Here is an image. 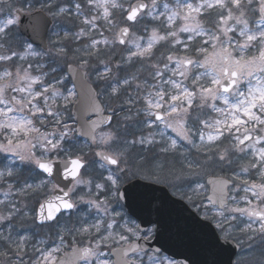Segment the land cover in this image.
<instances>
[{"label":"snow or ice","instance_id":"1","mask_svg":"<svg viewBox=\"0 0 264 264\" xmlns=\"http://www.w3.org/2000/svg\"><path fill=\"white\" fill-rule=\"evenodd\" d=\"M87 3L97 14L83 18L82 22L88 29L81 28L75 34L77 39L96 29L97 20H102L109 31L116 28L114 21L117 12L126 23V26L118 28L114 39H92L88 47L91 50L89 55L99 56L98 45L108 46L110 55L115 52L116 44L124 46L115 63L111 59L101 61L104 67L102 72L97 73V80L104 82L105 88L102 90L110 89L108 94L120 102L121 111L127 112L123 119L129 123L124 135L131 139L121 140L119 129L103 138L101 143L107 146V150L95 152V156L104 161L99 167H115L109 168L106 176H101L103 183H95V199L86 200L80 196L79 202L105 214L111 211L114 217L123 219L121 212L116 211L115 207L110 210L108 206L114 204L122 209V201L132 197L138 188L144 189L141 195L150 203L155 202V186L165 185L173 189L172 194L176 195L180 185L206 165L221 162V166L233 164L230 158L232 149L251 157L243 171L254 169L251 175L255 179L251 182L244 180L242 190L250 193L253 199H249L248 195L243 196L241 199L246 202L245 206L231 207L228 209L230 215L224 216V193L231 181L220 180L218 191L221 195L208 197L213 205L219 200L221 211L218 215L223 219L216 220V227L224 234L222 238L225 241L235 239L225 225L246 216L250 222L239 231L248 240L258 238L264 244V0H174L172 5L168 2L161 4L158 0H151L150 3L144 0H135L134 3L132 0H87ZM74 7L75 15L79 17L81 4L76 3ZM160 8L163 10L160 11ZM47 9L54 17L72 14L66 7L53 10L51 0H48ZM0 14L6 17L0 21V62H14L17 57L24 60L29 55L38 56L39 53L33 51V43L25 41L23 54L11 47L15 39L14 30L19 28L21 18L31 13L26 12L23 6L16 7L12 0H5L0 4ZM145 17L159 22L151 29L146 40L143 36H136L134 31L140 27L148 31L147 25L142 24ZM181 33L188 34L186 39L181 37ZM64 35L67 38L69 34ZM100 35L103 36V33ZM53 47L56 55L67 56L66 45L57 42ZM125 52L126 55L123 54ZM87 64L88 61L84 60L80 67ZM32 67V64L27 67L17 65L14 72L7 67L0 71V137H3L0 140V153L10 158L0 169V183H7L8 188L3 193L5 199L0 200V206H4L7 212L6 215L0 213V224L7 221L9 227L6 236L0 232V240H5L14 250L18 264H23L19 257L27 237L20 236L18 240L11 237V222L25 215L15 203H6L14 188L15 193L21 196L38 193L51 181H28L42 174L53 177L54 170L63 180H69L71 187L65 190L59 183L55 184L53 190L58 189L61 194L40 203L33 218L40 224L56 221L62 212L74 210L77 203L71 194L77 187H88L87 195H93L92 180L84 178L90 161L75 145L65 147V141L72 131L69 125L63 124L64 130L59 134L41 132L40 127L36 126L37 121L41 125L45 123V114L56 125L62 121L59 110L54 111L48 103L51 85H44L41 76L31 75ZM55 71L52 68V72ZM147 77H151L155 83L149 84ZM37 84L41 85L39 90L33 87ZM133 86L136 90L134 97L129 93ZM56 95L53 92L51 97L54 99ZM74 95L72 90H68V96L64 99L68 101ZM218 101L221 103L218 104ZM138 103L143 106L137 107ZM205 108L222 118L205 119ZM112 111L116 115V109ZM141 114L150 119L138 120ZM133 125L149 129H159L163 125V130L144 135L140 128L137 135L131 130ZM167 129L176 133L177 138L166 137ZM197 135L198 140H195L193 137ZM180 141L186 143L181 144ZM225 141L231 142L229 147L220 150V145ZM93 143H96L95 138ZM37 148L40 149L39 154L35 151ZM192 149H195V156ZM49 154L63 156L64 159H52ZM17 160L29 166L27 176L23 170L14 167ZM198 187L203 188L204 185ZM101 194L103 200L99 199ZM186 198L191 200V197ZM232 199L235 200V197ZM115 223L113 219L106 225L107 229H112ZM257 224L258 227H254ZM91 227L97 233L101 231L99 222ZM134 227L135 231L132 228L128 231L133 232L137 239L148 241L154 235V230L144 231L140 235L139 225ZM78 231L88 233L89 228L83 227ZM111 235V232L107 236L101 235L96 248ZM60 239L63 242V236ZM120 239L127 240V237L121 235ZM240 242L237 239V243ZM59 250L57 247L47 251L40 261H33V264H54V253ZM80 253L82 259L96 255L91 247L80 249ZM0 256L7 257L8 253L0 252ZM150 259L156 264L155 258ZM159 264L176 262L165 258Z\"/></svg>","mask_w":264,"mask_h":264},{"label":"rangeland","instance_id":"2","mask_svg":"<svg viewBox=\"0 0 264 264\" xmlns=\"http://www.w3.org/2000/svg\"><path fill=\"white\" fill-rule=\"evenodd\" d=\"M132 2H135V0H132ZM148 2L150 3L151 0H148ZM158 2L161 4L163 2H168L170 5L174 4V0H158ZM47 3L48 0H23L21 2L17 1L14 4L16 5V7L23 6L26 11L43 8L53 17L54 25L51 28L48 38L49 49L45 51L42 49L40 50L37 46H34L33 51L39 53L38 56L29 55L26 56L24 60H20L17 57L14 58V62H0V71H3L4 68L7 67L14 72L17 65L27 67L28 64H32L33 67L30 69L31 75L41 76L44 85H51L48 92V95L50 97L48 103L49 105H51L54 111L59 110V118L61 119L62 123L60 125H56L55 121L51 117H47L45 114V123L41 125L39 121H37L36 126L40 127L41 132H56L57 134H59L64 130L63 124L66 123L69 125L72 131L69 133L68 140L65 141V147H68L69 145H75V148L80 149L90 161L88 172L84 174V178L92 180L93 184L91 186V189L93 195H87V193L89 192L88 187H77L75 192L72 193L73 200L77 203V207L73 211L62 214L59 220L55 223L49 225H38L33 219L36 215L37 205L47 198L48 194L53 191V187L55 184H53L51 179L44 174L36 176L34 177V179H30L28 181L29 183H39L40 180L43 179H48L51 181V183L43 187L38 193H29L23 196L17 195L15 193V188L13 189V192L9 195L6 203H15L16 206L25 213V215L20 216L19 218L14 219L11 222V237L13 240H18L20 236L27 237L24 250L19 257V259L23 260V264H33V261H40L44 253L57 247H59L60 250L58 252H55L54 255L56 257V260H58L57 258L61 256L63 252L71 249V245L82 243L94 246L96 249V255L82 261L81 264H103V262L105 261L107 262V264H113V258L112 256H110L109 249H111L114 244H125V242H128L133 235V232L128 231V229L132 228L133 231H135L134 226L139 224H137V222L130 217L129 213H127L125 205L122 209L116 207L114 204L108 206L110 210L115 207L116 211L121 212V215L123 216V219H121V217L119 216L114 217L111 211H109L108 214H105L103 211L98 212L95 207L79 202V197L84 196L86 200L95 199V183H103L101 176H106L108 174V169L114 168L111 166H106V168L103 169L99 167V165L103 162L98 161L97 156H95V152L107 150V146L101 143L103 138L106 137L108 133L116 132L117 129H119V138L121 140L131 139L130 136L124 135V129L129 123L123 119L124 116L127 115V112L120 110V102L115 101L108 94L110 93V89L102 90L105 88L104 82L97 80V73L102 72L104 67L101 61L103 60L107 62L109 59H111L113 63H115L119 60L121 49H123L124 46L116 44L114 46L115 52L110 55V49L108 46L102 44L98 45V48L100 49L99 56L89 55V52L91 50L88 47L92 39L101 40L104 37H107L109 40L114 39L115 33L118 31V28L126 26V23L122 20L121 15L117 12L114 21L117 25L116 28L109 31L102 20H97L96 29L92 30L89 35L77 39L75 34L78 33L81 28H84L86 31L88 29V26L82 22L83 18L85 16L91 18L92 16L97 14L91 8V6L88 5L87 0H51L53 10H58V7H66L69 8L72 13L62 14L55 17L51 14V12L48 11ZM76 3L81 4V15L79 17L75 15L76 9L74 5ZM30 5L31 7H29ZM125 6H127V3H125ZM159 10L162 11L163 9L160 8ZM5 19V15L0 14V21H3ZM158 23V21H152L150 18L145 17L142 24L147 25L148 31H143L142 27L134 29V31L136 32V36H143L146 40L147 36L151 32V29L154 26H157ZM177 23H179V21ZM65 33L69 34L67 38H65ZM100 33H103V36H101ZM14 35L15 39L11 42L12 50L23 54L26 48V40L22 38L23 36H21L20 34L19 36H17V32L15 30ZM187 35L188 34L186 33H181L182 38L186 39ZM57 42L59 44L67 46V56L56 55V49L53 47V44ZM141 42L143 43L144 41ZM209 50L211 51V49ZM123 54L126 55V52ZM84 60H87L88 64L86 67H83V69L87 70V76L89 80H91V82L95 86H98L99 95L101 96L105 107H107V109H116L115 122L111 126H109V128L101 130L98 133V148L96 146H93L89 141H83L76 137L75 122L71 115L72 105L77 99V93L75 87H73L70 76H68L67 65L70 63L81 65ZM52 68H55L56 71L52 72ZM198 71H203V69H199ZM145 76H147V73H145ZM147 78L149 84L155 83V81H153L151 77ZM57 81H60V83H57ZM33 87L35 90H39L41 85L37 84ZM68 90H72L75 95L69 97V100L66 101L64 97L68 96ZM53 92L57 93L54 99L51 97V94ZM129 93L133 97L136 95L134 86L133 88L129 89ZM12 94L16 95V93ZM124 99H127V97H124ZM217 103L220 104L221 102L218 101ZM140 106L143 105L141 103H138L137 107ZM204 118L217 119L222 117H220L218 113L212 112L211 109L205 108ZM137 119L147 120L150 118L141 114L139 117H137ZM140 128H142L143 134L147 135L149 132L159 133V131L163 130V125H160L159 129L155 127L149 129L142 125H133L131 130L139 135L140 132L138 131V129ZM207 131L210 130H205V132ZM165 133L166 137L177 138L176 133H174L171 129L165 130ZM159 138V135H157V139ZM193 138L195 140H198V135L194 136ZM2 139L3 137H0V140ZM33 142L35 143V141ZM180 143L185 144L186 142L180 141ZM230 143V141H225V143L220 145V150L229 147ZM185 150L187 151V148ZM35 151L37 152V154H39L40 149L37 148L35 149ZM250 151L251 150H249V152ZM191 152L193 156L196 155L195 149H192ZM49 155L52 159L64 158L63 156L56 157L52 154ZM230 158L234 161V163L231 165L223 164V166H221L222 162L212 163L206 165L202 169L197 170L198 174L192 175L190 178L185 180L176 191L177 196L185 197L183 198L184 200H188L186 197H191V200H188V202L192 205L194 210H196L197 212L199 211L203 217L207 215V219L213 220L215 225L216 220H221L223 219V217L218 215L221 210L213 208V206H211V204L206 199L209 192V188L206 184L208 175H221L234 181L233 184L230 185V202L229 205L223 210L224 216L230 215L228 209L231 207L245 206L246 202L241 199L243 196L248 195L249 199H253L250 193L246 194L242 190V188L244 187V180H248L249 182H251L252 179H255V177L251 175V173L255 171L254 169H250L249 172L243 171V168L248 166V161L249 159H251V157L230 149ZM9 159L10 158H6V154L0 153V169H3L4 165L9 162ZM92 161H95V163L91 164ZM14 167L23 170L25 176L28 175V165H23L17 160ZM177 167H179L178 162ZM165 175L166 173L162 174V178ZM13 183L15 184V182ZM198 185H204V187L200 188L198 187ZM169 189L173 192V189ZM7 190V183H0V200L5 199L3 193ZM233 197H235V200L232 199ZM99 199L103 200V194H101ZM0 213L5 215L7 214V212L4 210V206H0ZM236 215L239 216V214ZM213 217H215V219H213ZM113 219H115L116 223L113 225L112 229H107L106 225L112 222ZM97 222L101 224V231L99 233H97L96 230L91 227ZM249 222L250 221L246 216L239 217L237 220L229 221L228 224L225 225V227L229 229L232 237H235V239H239L241 241L240 243H245V245H247L248 240L244 238L245 236L239 231V229L244 227V225ZM154 225L157 226V224ZM151 226H149L148 228L142 227V231L144 232L153 230ZM83 227L89 228V232L82 233L78 231V229H81ZM254 227H258V224L254 225ZM0 232H3L5 236L9 233L7 221H5L3 224H0ZM109 232H111L112 235L109 236L107 240L101 242L99 244V247L96 248V244L99 241L100 236H107ZM139 234H141V232ZM121 235L126 236L127 240H121ZM61 236H63V242H61ZM133 236L135 237V235ZM250 242H253L251 247H244L242 253L238 258V261L242 264H264V259H260L255 252L257 246H261L262 248H264V244L260 243L258 238L255 241ZM5 251L8 253V256H0V264H18L14 250L9 248L8 243L5 240H0V252ZM256 251L258 252V250ZM101 253H103V255H101ZM150 258H155L156 264H159V261L165 260V258L167 260H172L167 256L156 258L153 255L138 254L135 257H132V261L133 264H153V261ZM262 258H264V256H262ZM44 264H47V262H44Z\"/></svg>","mask_w":264,"mask_h":264},{"label":"water","instance_id":"3","mask_svg":"<svg viewBox=\"0 0 264 264\" xmlns=\"http://www.w3.org/2000/svg\"><path fill=\"white\" fill-rule=\"evenodd\" d=\"M5 0H0L4 3ZM147 3V1H144ZM21 18V33L27 36L34 44L47 48V37L50 26L53 24L51 17L42 9L30 12ZM68 74L71 76L77 91V101L73 105V115L77 121V131L80 138L92 140L98 130L107 127L113 121L110 113L106 114L98 91L88 80L87 71L78 65H68ZM109 117L111 121L109 122ZM67 190L71 187L69 180H63L56 174L52 177ZM220 180L230 179L222 176H209L207 183L211 191L208 197H219ZM229 183L225 189V205L228 204ZM155 202L150 203L141 193L144 189L138 188L135 194L125 200L127 209L133 217L139 220L143 228L157 224L156 238L151 242L139 240L131 247H125L115 252L116 264H128L125 252L130 253L137 248H154L165 251L173 258L182 259L185 264H235L234 260L239 253L240 246L234 240L225 241L220 238L211 220L207 221L191 209L186 201L174 197L166 186H155ZM61 194L57 190L52 196ZM51 196V197H52ZM208 199V198H207ZM220 206L219 200L215 204ZM85 248V247H83ZM80 247L74 246L73 251L63 255L56 264H78L81 258Z\"/></svg>","mask_w":264,"mask_h":264},{"label":"flooded vegetation","instance_id":"4","mask_svg":"<svg viewBox=\"0 0 264 264\" xmlns=\"http://www.w3.org/2000/svg\"><path fill=\"white\" fill-rule=\"evenodd\" d=\"M153 228V230H154V232H155V229H154V227H152ZM142 233H143V231H141V234L140 235H142ZM154 235H155V233H154ZM153 235V236H154ZM135 239H137L136 238V236L134 237L133 235H132V237L129 239V241L128 242H133V241H135ZM142 254H144V255H153L154 257H159L161 254H155L154 252H152V251H147L146 253H142Z\"/></svg>","mask_w":264,"mask_h":264},{"label":"trees","instance_id":"5","mask_svg":"<svg viewBox=\"0 0 264 264\" xmlns=\"http://www.w3.org/2000/svg\"><path fill=\"white\" fill-rule=\"evenodd\" d=\"M17 36H19V35L17 34Z\"/></svg>","mask_w":264,"mask_h":264}]
</instances>
